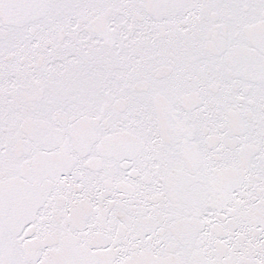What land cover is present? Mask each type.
I'll list each match as a JSON object with an SVG mask.
<instances>
[{
    "label": "snow or ice",
    "instance_id": "snow-or-ice-1",
    "mask_svg": "<svg viewBox=\"0 0 264 264\" xmlns=\"http://www.w3.org/2000/svg\"><path fill=\"white\" fill-rule=\"evenodd\" d=\"M0 264H264V0H0Z\"/></svg>",
    "mask_w": 264,
    "mask_h": 264
}]
</instances>
